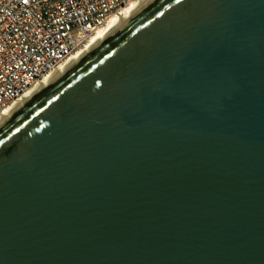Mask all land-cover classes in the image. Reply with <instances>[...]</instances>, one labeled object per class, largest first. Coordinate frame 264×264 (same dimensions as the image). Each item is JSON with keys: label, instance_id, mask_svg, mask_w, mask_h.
Listing matches in <instances>:
<instances>
[{"label": "water", "instance_id": "1", "mask_svg": "<svg viewBox=\"0 0 264 264\" xmlns=\"http://www.w3.org/2000/svg\"><path fill=\"white\" fill-rule=\"evenodd\" d=\"M0 264H264V0H152L6 121Z\"/></svg>", "mask_w": 264, "mask_h": 264}, {"label": "built area", "instance_id": "2", "mask_svg": "<svg viewBox=\"0 0 264 264\" xmlns=\"http://www.w3.org/2000/svg\"><path fill=\"white\" fill-rule=\"evenodd\" d=\"M133 0H0V112Z\"/></svg>", "mask_w": 264, "mask_h": 264}, {"label": "bare ground", "instance_id": "3", "mask_svg": "<svg viewBox=\"0 0 264 264\" xmlns=\"http://www.w3.org/2000/svg\"><path fill=\"white\" fill-rule=\"evenodd\" d=\"M151 1L152 0H133L125 7L120 9L116 14H114L108 20L106 25L95 31L80 49H78L69 58L62 62L54 71L45 76L33 88L29 89L18 100H15L13 103L5 107L0 112V127L22 108H24L29 102H31L37 95L48 88L61 75L65 74L68 69L73 67L84 56H86L103 41H105L112 33L125 25L133 16L140 12Z\"/></svg>", "mask_w": 264, "mask_h": 264}]
</instances>
